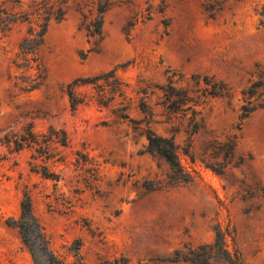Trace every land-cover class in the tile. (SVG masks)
I'll use <instances>...</instances> for the list:
<instances>
[{
    "label": "rangeland",
    "instance_id": "obj_1",
    "mask_svg": "<svg viewBox=\"0 0 264 264\" xmlns=\"http://www.w3.org/2000/svg\"><path fill=\"white\" fill-rule=\"evenodd\" d=\"M39 1L0 0V7L26 12ZM203 1L113 0L98 53L88 52L92 45L75 10L88 1H70L64 20L48 23L40 53L47 78L34 90L28 86L35 70L18 67L29 25L0 37V264H34L18 231L6 224L20 216L25 191L64 264H72L68 248L76 240L85 264H191L170 259L213 242L217 229L231 233L228 244L244 264H264V108L240 118L241 91L264 75V0H227L213 18ZM113 69L127 85L124 105L134 120L143 119L140 89L166 84L168 70L179 75L178 88L193 89L194 76L228 87L230 99L208 97L194 118L164 113L156 95L148 102L150 129L172 139L191 182L167 184V164L146 151L141 131L113 114L120 99L103 107L91 86L79 87L83 104L71 109L67 85ZM49 130L67 138L66 146L51 144L56 156L46 163L58 181L32 170L44 164L31 158L33 148L13 151V139ZM228 140L236 146L225 160L212 147ZM209 164L223 166V174Z\"/></svg>",
    "mask_w": 264,
    "mask_h": 264
},
{
    "label": "trees",
    "instance_id": "obj_2",
    "mask_svg": "<svg viewBox=\"0 0 264 264\" xmlns=\"http://www.w3.org/2000/svg\"><path fill=\"white\" fill-rule=\"evenodd\" d=\"M73 0H40L29 7L26 12L17 11L15 7L4 8L0 7V37H5L17 24H28L26 38L19 45L18 56L21 63L18 67H26L35 70V78L30 81L28 90L39 88L46 80V69L43 66L41 58V50L45 46V36L48 31V23L50 20L61 22L64 20L68 11V3ZM88 3H78L76 11L83 18L81 27L85 32L88 43L92 45L88 52H99V45L105 39L103 31L104 15L110 10L113 5V0H87ZM167 0H162V5L165 6ZM227 0H204L203 10L211 18L222 12L226 7ZM87 8L88 19L83 13ZM260 25L264 27V5L259 13ZM167 26V23H164ZM82 59L86 58V54H82ZM178 77V79H177ZM201 80L203 83H201ZM167 83L156 85L150 90L149 86L141 88L138 93L142 94L139 99L138 109L143 115L142 120L131 119L127 113L128 106L124 105L127 99L126 88L116 75V69L101 73L92 77L79 78L66 86L65 93L68 98V103L72 110H76L83 104V100L77 94L76 89L79 87L91 86L96 92V102L98 105L107 107L109 102L120 99L118 107L113 110V114L123 122L132 124L134 131H141V135L146 138V151L152 156H156L163 160L169 170L168 175L169 185L187 184L192 181L191 176L183 171L178 156L176 146L172 139L162 138L155 135L150 129L154 111L149 105V100L156 95L159 101L155 104L162 108L164 113L191 114V118L197 115L196 108L200 106L205 99L221 98L230 99V91L228 87L217 82L214 78L204 76L202 79L199 76L192 77L193 89H182L175 86L181 79L176 72L167 71ZM108 94V95H107ZM243 96V105L240 107V118H247L252 112L257 109L264 108V75L252 81L247 88L241 91ZM144 124V128L141 125ZM198 125L193 123L192 131L196 132ZM7 142H11L7 140ZM57 143L60 146H66L67 138L63 132H55L49 130L47 134L40 136L34 135L31 131H27L13 139V151L17 152L24 147L33 148L35 154L31 158L35 161H42V166L33 165V171L40 173L45 179L58 181L59 177L52 172L47 162L53 160L56 154L52 153L51 144ZM235 142L228 140L227 142L213 145L214 153L219 154L223 159L233 157ZM189 154L188 151H186ZM240 160H243L240 158ZM94 166H98L95 165ZM214 172L222 175L223 166L216 167L213 164L208 165ZM8 227L16 229L21 238L22 243L29 251L34 264H64L51 250L50 241L45 234L39 220L34 213L33 201L31 195L25 191L20 202V216L17 219L9 218L6 221ZM227 238H230L233 243V238L229 231H221L217 229L213 242L199 245L196 248H189L186 251L177 250L170 259L172 262H188L191 264H244L239 252L230 248ZM81 242L76 240L68 248L69 254L73 257L72 264H85L80 254Z\"/></svg>",
    "mask_w": 264,
    "mask_h": 264
}]
</instances>
